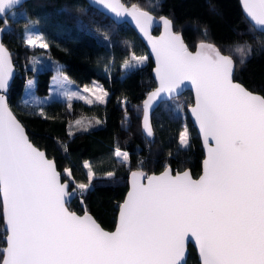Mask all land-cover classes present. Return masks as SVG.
I'll return each mask as SVG.
<instances>
[{"label":"snow or ice","instance_id":"1","mask_svg":"<svg viewBox=\"0 0 264 264\" xmlns=\"http://www.w3.org/2000/svg\"><path fill=\"white\" fill-rule=\"evenodd\" d=\"M19 2L0 0V18ZM107 6L117 16L123 7ZM244 6L254 26L264 29V0H244ZM128 14L147 35L151 15ZM160 19L167 34L152 39L160 87L144 101L145 119L151 101L161 93L171 98L185 80L191 81L197 96L192 111L205 142L215 144L208 149L204 174L194 180L187 171L172 175L166 169L159 176H144L147 183H134L120 205L116 231L106 232L87 213L80 217L66 207L70 194L54 161L30 142L0 96V200L8 233L2 264H180L189 236L196 239L203 264H264V96L233 82L229 56L189 51L170 30L172 22ZM37 41L48 47L35 33L26 43L35 46ZM245 47L236 51L243 55ZM133 59L136 63L125 60L124 67H135L146 57L133 53ZM10 73V62L0 56V89ZM145 131L152 134L147 124ZM114 155L128 158L119 148ZM65 172L71 176L69 169Z\"/></svg>","mask_w":264,"mask_h":264},{"label":"trees","instance_id":"2","mask_svg":"<svg viewBox=\"0 0 264 264\" xmlns=\"http://www.w3.org/2000/svg\"><path fill=\"white\" fill-rule=\"evenodd\" d=\"M123 1L170 18L191 49L209 43L230 55L236 65L235 79L264 95V33L246 18L239 0ZM29 26L40 32L47 48L26 43ZM0 27L16 68L9 104L30 139L55 160L63 179L70 182V210L88 211L104 228L112 230L132 170L158 173L170 165L174 171L189 168L194 177L200 175L205 155L187 113L193 103L191 91L157 107L152 114L151 139L142 132L143 101L156 84L148 50L128 24L115 23L86 0H30L1 18ZM159 32L160 28L154 30ZM245 45L248 47L243 55L236 51ZM39 52L61 62L67 76L80 85L101 81L110 91L107 101L93 105L81 100L71 105L62 100L25 104L22 97L28 77L37 75L39 94L49 92L53 70L36 73L32 69L33 56ZM133 53L146 59L134 68H125V60L136 62ZM81 118L92 121V126L72 130L73 123ZM186 125L190 142L181 147L180 136ZM116 148L128 153L126 161L114 155ZM65 169L71 171L70 177ZM79 184L89 187L81 190ZM5 237L0 200V258L6 247ZM189 250L187 264H200L192 245Z\"/></svg>","mask_w":264,"mask_h":264},{"label":"water","instance_id":"3","mask_svg":"<svg viewBox=\"0 0 264 264\" xmlns=\"http://www.w3.org/2000/svg\"><path fill=\"white\" fill-rule=\"evenodd\" d=\"M28 1H30V0H20L19 4H17L9 12H11L14 9L20 8L21 6H23ZM86 1H87V3L91 7L99 10L101 13H103L104 15L108 16L109 18H111L115 23H117V24H123V23L128 24L130 27H132L135 30V32L138 34V36L140 37V39L143 41V43L145 44V46H146V48L148 50L149 58L151 59V61L153 63L152 75H153V78H154L155 84H156L155 87L151 91H149V93L155 92L156 89L158 87H160V82H159V79H158V63L159 62H158L157 56L155 55V53L153 51L152 39L159 40L162 36H165L167 34V30L165 28L164 22L160 19L161 17H164L167 20H170L172 22L171 23V29L170 30L180 36L183 44L187 47V49L189 51H191L193 53H195L197 51H203V52H207V54H209V55H215V51H219V53L221 55L229 56L232 59V61L234 62V59L230 55L223 53L219 48L215 47L213 44L203 43V44L198 45L196 47V49H194V50L191 49L188 46V44L185 42L182 33L178 32V31H176L174 29V23H173V21L170 18H168L167 16H160V17H158L157 15H155L154 13H152V12H150L148 10L138 8L135 4H128V3L124 2L123 0H105V3H103V4H101L99 2V0H86ZM239 1H240V5H241V8L243 10L244 15L250 21V18L248 17V15L246 13V10H245L244 0H239ZM108 4H112L114 7H118V6H121L122 5L123 7L120 9V15L117 16L115 13H113L108 8V6H107ZM133 6H135V8ZM124 9H127V11H124ZM140 11L148 12L151 15V17H152V23L147 26V35L140 30V28L137 25V23H136L135 19L133 18V16L128 14V13H132V12H137L138 13ZM251 24L254 26V24L252 22H251ZM156 28H160V32L159 33H154V30ZM257 30L260 31V32H262V33H264V29H257ZM3 39H4V32H3L2 28L0 27V45H2L3 46V49H4V51L2 53H0V56H2L4 59H6L7 61H9L10 62V67H11V73H10V76L8 77V79H7L6 87L3 88V89H0V96H3L4 97V100H5L6 104H7L8 109L11 111L12 115L16 118V120L23 127V129H24V131H25L28 139L30 140V142L36 148H38L40 151L44 152L49 160L54 161L56 171L58 173H60V181H61V183H67V189H66V191L70 194V182L68 180H64L63 179L62 174L59 171L55 160L53 158H50L47 155V153H46V151L44 149H41L40 147H38L30 139V136L28 134V131H27L26 127L24 126V124L22 123V121L16 116V114L14 113V111L12 110V108H11V106L9 104V93H10V89H11V86L13 84V81H14V79L16 77V68H15V65H14V62H13V58H12L11 52L8 49V47L4 44V40ZM202 45L203 46L212 45L213 48L202 47ZM235 72H236V65H235V62H234V71H233V77H232L233 78V82L240 84L244 89H246L247 91H249V92H251V93H253L255 95L264 96L261 93L251 91L243 83H241L239 80L235 79ZM186 91H191V93L193 95V103L187 108V113H188V116L190 118V121H191L192 125L197 130V132H198V134L200 136V139H201V142H202V146H203V150H204V155H205L204 156V159L202 161V170H201L200 175L198 177H194L193 174H192V172H191V170L189 168L188 169H185V170H182V171H174V169L170 165L166 166L161 172H158V173H150V174H148L146 171H144L142 169H134L129 174V178H128L129 188H128L127 192H126L125 198H124L123 202L121 203V205L124 204L125 200L127 199L128 193L132 189V186H133L134 183H137V182H139V183H145V184L147 183V180L144 179V176H159L161 173L165 172L166 169H169L171 171V174L172 175H175L177 172L183 173V172L187 171L190 174L191 178L194 179V180H198L204 174V171H205V163L204 162L208 158V149H209V147H214L215 144L211 140H209L207 143L205 142V138H204V136L202 134V130H201L199 121L196 119V116H195V114L192 111V109L196 107L197 96H196L195 88L192 85L191 81L185 80L183 82V84L181 85V87H180V89L178 91V94H174L171 98H169V96H168L167 93H161L160 96L155 101H151L150 102V107H149V110H148V117H147V120H146L145 119V111H144V108H145L144 101L147 100L148 97H149V93L147 94L146 98L143 101V115H142V120H141L142 132L144 133V135L148 139H151V137L153 136V132H154V130H153V124H152V114H153V112L157 109V107L162 102H164V101H170L171 99L182 95ZM146 124L151 127V131H152V134L151 135H148L146 133V131H145V125ZM133 172L138 173V176L134 178L132 176V173ZM141 173L143 174V176L140 175ZM66 199L69 202L70 195L68 197H66ZM68 202L66 204V207L69 209ZM1 203H2V200H1ZM120 210L121 209L119 207L116 225H115V228L112 229V230H109V229L104 228L101 225V223L90 212H88V211H85L83 213H78V212L72 211V210H70V211L71 212H75L76 215L77 216H80V217L85 216V213H87V215L90 216L92 219H94L96 221V223H98L101 226V228H103L106 232H115L116 229H117L118 223H119ZM2 216H3V220H4V228H5V231H6L5 241H6V247H7V235H8V233H7V224H6L5 217H4V213H3V203H2ZM190 245H192L194 247V249H195V251L197 253L198 260H199L200 264H203V260H202V256H201V252H200L199 245H198L196 239L194 237H191V236H189L186 239V241H185L184 250H183V253H182V257H181L180 264H187L188 257H189V252H190V250H189V246ZM1 264H2V262H1Z\"/></svg>","mask_w":264,"mask_h":264},{"label":"rangeland","instance_id":"4","mask_svg":"<svg viewBox=\"0 0 264 264\" xmlns=\"http://www.w3.org/2000/svg\"><path fill=\"white\" fill-rule=\"evenodd\" d=\"M12 13H15L13 11ZM40 34V32L33 26H29L26 30V40L31 34ZM42 36V35H41ZM43 42H46L43 38ZM41 41H37L35 46L39 47ZM144 62V61H143ZM138 63L137 65L143 64ZM136 63V62H133ZM63 64L55 59L50 54L39 52L33 56L32 60V69L37 73L40 70L51 69L53 70V75L50 81L49 92L47 94H39L36 90L37 75L34 74L28 77L22 100L25 104L32 106H37L41 104H46L54 100H62L71 102L74 100H81L87 104H104L110 94V91L104 86V84L99 80H94L92 83L87 85H80L70 79L67 74L62 69ZM134 68V67H131ZM66 78V79H65ZM31 82V83H29ZM66 93H76L75 96H67ZM106 94V95H105ZM98 97H103V101L97 99ZM92 126V121H88L85 118H81L73 123V128H78L79 130L86 129ZM184 139L186 143L181 142L180 136V146L187 147L190 142V132L189 128L186 125L184 130ZM181 133V134H182Z\"/></svg>","mask_w":264,"mask_h":264},{"label":"flooded vegetation","instance_id":"5","mask_svg":"<svg viewBox=\"0 0 264 264\" xmlns=\"http://www.w3.org/2000/svg\"><path fill=\"white\" fill-rule=\"evenodd\" d=\"M200 263V262H199Z\"/></svg>","mask_w":264,"mask_h":264}]
</instances>
